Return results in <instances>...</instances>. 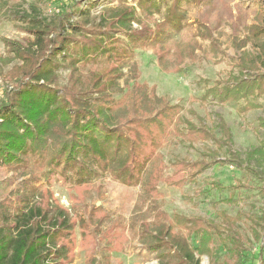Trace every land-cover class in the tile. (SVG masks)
Instances as JSON below:
<instances>
[{
	"label": "trees",
	"instance_id": "trees-1",
	"mask_svg": "<svg viewBox=\"0 0 264 264\" xmlns=\"http://www.w3.org/2000/svg\"><path fill=\"white\" fill-rule=\"evenodd\" d=\"M51 1L57 3L53 19L41 18L32 8L22 17L26 24L22 30L29 37L23 43L4 39L13 58L0 57L4 64L19 62L4 76L12 89L7 86L0 96V164L15 180L26 178L24 191H12L0 202V264H74L76 228L82 248L85 237L94 236H85L89 227L84 220L78 222L56 203L47 186L36 183L49 181L53 175L74 176L75 185L81 187L105 174L141 187L140 201L149 208L140 222V241L157 253L159 264H200L196 254L211 255L209 247L215 237L227 247L222 264H244V253L239 252L243 243L236 233L231 231L225 240L224 228L213 221L180 215L171 219L159 209L156 196L161 183L180 186L219 163L224 147L245 174L262 183L264 167L253 165L254 153L242 160L232 151V133L221 116L210 126L194 112L196 122L180 116L178 106L147 93L137 81L136 64L124 72L129 56L147 47L169 69L164 63L170 47L165 46L186 27L183 5L208 0H138L154 28L142 23L134 8H105L91 18V10L82 11L77 0ZM135 24L142 28L134 29ZM200 29L204 39L211 38V50L217 53L218 41L205 26ZM248 31L249 36L241 41L235 30L234 42L240 50L255 44L258 51L242 52L237 75L218 81L205 95L208 102L223 104L264 95V19ZM196 53L191 48L186 55L195 61ZM178 66L171 70L182 72ZM63 72H67L65 78ZM176 136L191 148L213 141L218 150L201 152V159L194 162L176 158L167 164L162 150ZM255 153L264 161V145ZM168 168L173 170L170 175ZM94 217L99 218L98 225L102 223L103 218L93 211L91 220ZM260 220L250 219L257 242L264 239ZM193 238L198 242L195 248L190 244ZM260 264H264L263 249Z\"/></svg>",
	"mask_w": 264,
	"mask_h": 264
},
{
	"label": "rangeland",
	"instance_id": "rangeland-1",
	"mask_svg": "<svg viewBox=\"0 0 264 264\" xmlns=\"http://www.w3.org/2000/svg\"><path fill=\"white\" fill-rule=\"evenodd\" d=\"M77 1L82 11L91 10V18H96L105 8H134L142 23L154 28L153 22L139 8L138 0ZM56 6L57 3L51 0H0V57L13 58L7 51L4 39L23 43L29 37L22 30L26 28L22 17L30 14L34 8L41 18L52 20L57 12ZM183 10L187 15L186 27L180 34L172 36L165 46L170 47V55L164 63L169 69L158 61L154 49L147 47L136 49L129 56L125 74L130 64H136L139 73L137 81L146 87L147 93L164 99L171 106H178L180 116L196 122L194 112L205 119L209 126L217 120V116H221L232 133V151L242 160L254 153L253 165L262 164L264 167L260 154L255 153L264 145V95L254 94L223 104H218V100L211 103L205 98L218 81L226 80L229 74L237 75L236 65L243 51H258L255 44H248L247 48L240 50V46L234 42V31L238 32L237 37L241 41L249 36V27L258 25L264 19V0H208L202 4L185 3ZM155 18L159 20L160 16L156 14ZM201 26H205L218 41L217 53L211 50V38L202 37ZM133 28L140 29L142 26L135 24ZM261 40H264V36ZM191 48L197 51L195 61L186 55ZM10 62L4 64L0 61V96L4 88L10 85L8 89L11 90L13 87L12 83L5 82L4 76L19 62ZM176 64L182 72L171 70ZM66 76L67 72H63V77ZM120 83L124 84L123 81ZM132 84L133 81L130 82ZM163 129L166 130V126ZM180 133L179 130L177 134ZM210 150H218L213 141L197 143L191 148L176 136L166 143L162 153L169 164L176 158H187L194 162L201 159V152ZM225 151V147L219 151V163L204 170L192 181L180 186L161 183L156 196L157 205L171 219L180 215L213 221L224 228L222 234L225 240L232 236V232L236 233L243 243L239 250L244 253L243 263L260 264L264 239L260 242L253 239L250 219L260 218L261 224H264V182L245 174L244 167H240L238 161H232ZM172 172L169 168L166 171L167 175ZM25 179L17 177L15 180L12 173H8L0 164V202L12 191H24ZM75 180L74 176L63 178L53 175L49 181L41 179L36 183L38 187L47 186L56 203L72 216L75 215L78 222L84 220L89 227L85 236L88 233L94 236L91 239L86 236L82 248L79 228H76L74 264H159L157 253L149 251V247L140 241V222L145 220L144 215H147L149 208V204L144 206L140 201L141 187L125 185L109 174L93 178L87 186L75 185ZM93 211L103 218L101 224L98 225L99 218L91 220ZM148 220L152 221V218L148 217ZM182 233L186 235L184 229ZM92 239L94 241L90 245ZM214 240L209 247L211 255L196 254L200 264L223 263L227 247L217 237ZM197 243L196 238L190 240L193 248L198 246Z\"/></svg>",
	"mask_w": 264,
	"mask_h": 264
}]
</instances>
